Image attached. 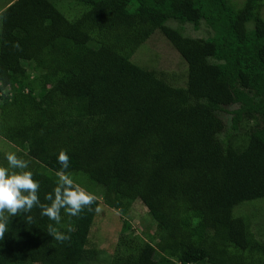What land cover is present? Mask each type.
Wrapping results in <instances>:
<instances>
[{
    "label": "trees",
    "instance_id": "obj_1",
    "mask_svg": "<svg viewBox=\"0 0 264 264\" xmlns=\"http://www.w3.org/2000/svg\"><path fill=\"white\" fill-rule=\"evenodd\" d=\"M55 2L0 12V141L29 161L42 203L62 149L71 178L101 186L102 202L76 217L61 209L60 224L39 207L10 217L0 264L94 263L95 208L126 216L137 201L156 234L125 221L108 264H264V241L234 216L264 198V0H70L72 20ZM186 24L211 36H187ZM156 33L186 62L185 86L132 61ZM220 113L232 114L228 129Z\"/></svg>",
    "mask_w": 264,
    "mask_h": 264
},
{
    "label": "rangeland",
    "instance_id": "obj_2",
    "mask_svg": "<svg viewBox=\"0 0 264 264\" xmlns=\"http://www.w3.org/2000/svg\"><path fill=\"white\" fill-rule=\"evenodd\" d=\"M10 1L12 0H0V12L6 8ZM55 1L58 3L55 2L58 9L67 18L72 20L71 16L76 15L78 7L71 6L68 3L70 0ZM229 1L236 7H242L245 2V0ZM168 24L172 27H179V23L175 21H169ZM184 33L187 36L195 38H207L211 36L210 29L204 24L198 30L193 25L186 24L184 25ZM132 61L143 68L157 71L159 75L174 86H185L186 84L187 64L174 46L161 33H156L148 42L143 44L136 51ZM228 109H236V106L228 107ZM220 115L226 123V129H228L231 126L232 114L220 113ZM0 150L6 153L12 151L11 146L5 141H0ZM72 179L86 191L88 188H96L94 195L102 202L104 189L101 186L92 184L85 177L79 175ZM88 192L91 193L90 191ZM99 208L100 212L94 222L88 246L93 253L97 252L98 259L96 262L90 264L110 263L125 221L129 222L136 234L145 240L150 241L152 236L156 234L157 224L140 201L134 203L126 216H122L117 210L110 209L104 203ZM234 216H243L248 219L254 236L264 241V198L238 206L234 211ZM94 249L97 250L93 251Z\"/></svg>",
    "mask_w": 264,
    "mask_h": 264
},
{
    "label": "clouds",
    "instance_id": "obj_3",
    "mask_svg": "<svg viewBox=\"0 0 264 264\" xmlns=\"http://www.w3.org/2000/svg\"><path fill=\"white\" fill-rule=\"evenodd\" d=\"M15 47L19 48L17 43ZM7 167L0 166V240L7 231V222L10 217L17 216L21 212H31L34 207L41 209V216H46L56 224L61 222V209L72 217L79 216L85 208L92 211V205L96 203L97 197L86 191L79 184L75 183L67 172L70 164V157L65 150H60L58 162L62 170L56 173V187L51 193L45 196L50 203H42L39 198V182L34 180L31 171H28L29 161L15 153H6ZM95 211L100 212L96 207ZM32 217H28L31 222ZM71 232V227L68 228ZM47 233L55 240L64 242L70 239L65 233L57 232L52 225H48Z\"/></svg>",
    "mask_w": 264,
    "mask_h": 264
}]
</instances>
